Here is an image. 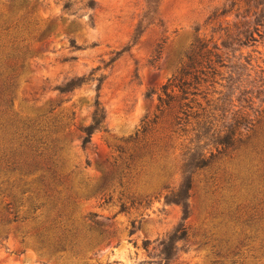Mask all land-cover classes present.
<instances>
[{
    "label": "rangeland",
    "instance_id": "374dc122",
    "mask_svg": "<svg viewBox=\"0 0 264 264\" xmlns=\"http://www.w3.org/2000/svg\"><path fill=\"white\" fill-rule=\"evenodd\" d=\"M92 1L0 0V13L30 15L11 91L14 126L2 132L16 134L0 149L34 159L17 138L39 139L35 161L49 158L66 178L75 199L67 225L82 236L71 252L52 255L14 232L30 222L13 223L0 231V264H264V0ZM77 77L80 87L55 90ZM181 78L199 81L182 103L205 108L212 127L189 118L174 134L171 111H158L162 87ZM95 108L105 119L81 147ZM229 129L234 147L194 171L185 147L215 154ZM12 169L1 181L23 212L40 172ZM189 176L184 218L165 196ZM183 228L164 259L162 244Z\"/></svg>",
    "mask_w": 264,
    "mask_h": 264
},
{
    "label": "trees",
    "instance_id": "16d2710c",
    "mask_svg": "<svg viewBox=\"0 0 264 264\" xmlns=\"http://www.w3.org/2000/svg\"><path fill=\"white\" fill-rule=\"evenodd\" d=\"M67 5V3H64L63 8H66ZM92 6V0H87L84 4L86 8H91ZM29 16V14L20 15L17 12L8 14L0 13V142L5 140L7 145L12 144V141H14L13 135L16 132L6 135H3L2 132L6 133L5 129H11L14 126V122L8 118V113L12 104L11 91L14 86V80L17 71L22 68L24 55L28 52L30 46L28 43L24 44V39H21L22 32L27 31L29 25L27 18ZM39 35H42V33ZM35 41H38V36L33 38V43ZM182 78L162 87V95L158 97V111L160 113L166 110L171 111L173 120L171 128L175 130L172 131L174 134L178 131L182 132V127L189 123V118L193 119L197 125L203 124L202 128L206 125L212 127L214 119L211 118L212 115L210 113L205 111V108L200 109L201 113H198V111L191 112L192 107L189 105L194 102L182 103L184 100H187L186 96L188 94L191 96L197 95L196 86L199 84V81L187 82L183 81ZM83 82L82 77H77L66 81L61 86L56 87L55 90L58 93L71 92L75 88L80 87ZM190 88L194 89L192 93L189 92ZM176 92L181 93V95L178 96ZM197 106L198 108L200 107V105ZM104 119L105 114L103 110L95 108L91 116L90 124L80 131L83 134L80 137L81 147L89 143L91 133L99 128ZM24 126L22 127L24 128ZM28 128L25 126V130H28ZM141 132H144V128ZM234 135L235 131L229 129L218 137L214 145L215 154L205 149L198 152V146L194 145L191 148L194 143L190 142L185 147V157L191 159L190 166L194 171L208 168L216 158V155L221 153L220 151L234 147ZM20 138L28 142L27 145L26 143L23 145L27 152H29L28 156L34 155L35 158L25 157L26 153H22L18 156V159L14 160L11 155L5 154L0 149V231L9 229V226L13 223L23 224L30 222L31 226L28 229H24L22 232L17 229L14 230L15 233L19 232L21 234L20 237L22 240H33L38 250H45L52 255L71 252L77 247V243L79 244L82 240V236L77 229L72 228L71 225H67L70 213L68 206L75 199L67 191L66 178L56 170L54 162L49 158L41 159V164L35 161L36 158L41 157V154L37 153L38 149L35 147L39 141L35 135H25L17 138V140H20ZM28 159H31L29 160L30 162H28ZM19 165L24 166L26 169L29 167L33 168L32 172H40V175L36 178L38 188L34 192H31L33 195L31 199L28 198L31 200L29 208L23 212L19 209L21 199H17L10 193L12 186L10 185L8 188H4V183L1 181L2 176L5 175L3 174L4 170H7L11 174L14 171L12 168L18 167ZM228 177H231V175L228 174ZM191 189L192 181L191 176H189L181 188L171 190L170 196H165L167 202L182 206L184 218L188 216L187 200L190 197ZM26 192L23 191L21 194ZM43 208L46 209L47 215L44 219H39L41 214L34 215V213L41 211ZM186 233V229L183 228L179 236L174 235L173 238H169L167 245L162 244L163 249L161 254L164 259H170L173 241L177 238H184Z\"/></svg>",
    "mask_w": 264,
    "mask_h": 264
}]
</instances>
